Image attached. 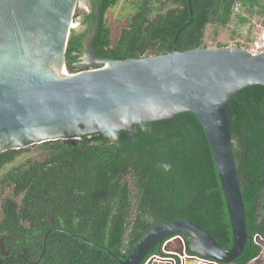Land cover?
<instances>
[{
	"label": "trees",
	"instance_id": "1",
	"mask_svg": "<svg viewBox=\"0 0 264 264\" xmlns=\"http://www.w3.org/2000/svg\"><path fill=\"white\" fill-rule=\"evenodd\" d=\"M191 1L194 21L180 34L179 51L210 47L205 42L209 27H213L215 38L232 24L236 29L247 25L251 28L258 19L264 27V0ZM118 2L91 0L92 12L87 17L85 14L84 21L92 26L83 32L71 30L66 51L68 73L83 71L75 66L77 57L73 54L82 50L85 37L93 30L97 10L99 27L93 48L101 59L125 60L170 53L178 30L190 21L188 0H134V11L127 24L114 37L106 15ZM237 37L238 31L233 30L231 38ZM229 105L233 154L248 233L253 236L257 206L261 204L264 209V86L253 85L240 90ZM142 126L150 131H143ZM135 128L136 134L130 143L131 133L121 130L116 144L98 133L93 139L85 136L31 146L42 149V156L14 167L0 180V237L10 238V243L6 244L17 253L27 251L35 255L34 241H45L46 234L39 228L47 221V214H55V220L66 227L69 216L77 209L93 208L98 199L108 211L106 203L131 201L129 193L122 188V180L133 178L132 183L138 188L134 196L138 203H147V209L139 208L135 216L129 218L125 207H121L116 217L103 218L102 232H72L73 235L125 260L150 230L179 219L200 225L223 248L230 249L233 236L228 210L212 151L197 116L192 112L180 113L172 119L138 123ZM31 147L0 153V169ZM163 164H170L171 170L165 172ZM7 189L9 193L3 198L2 193ZM193 200L200 201L192 204ZM73 235L54 232L47 236L45 256L54 260L48 264H118L105 250L76 240ZM251 242L248 241L245 248L250 253L248 259L244 262L243 251L237 264L248 262L259 249ZM160 247L162 245L157 249L161 253Z\"/></svg>",
	"mask_w": 264,
	"mask_h": 264
},
{
	"label": "water",
	"instance_id": "2",
	"mask_svg": "<svg viewBox=\"0 0 264 264\" xmlns=\"http://www.w3.org/2000/svg\"><path fill=\"white\" fill-rule=\"evenodd\" d=\"M79 0H0V153L55 140L80 139L102 133L109 124L130 121L121 130L135 137V125L176 118L192 112L207 136L230 219L233 244L223 248L214 236L189 220L164 222L150 230L125 260L79 236L76 240L99 247L118 264H142L158 245L164 252L187 251L233 264L250 236L233 154L229 101L240 90L264 86V51L241 46H201L179 51L181 27L172 52L125 60L101 59L93 48V30L83 41L78 73L66 71V51ZM82 31V28L77 30ZM120 130V131H121ZM2 254H7L0 242ZM189 249V250H188ZM189 251V252H190ZM150 259L148 264H164ZM187 264H193L188 261Z\"/></svg>",
	"mask_w": 264,
	"mask_h": 264
},
{
	"label": "flooded vegetation",
	"instance_id": "3",
	"mask_svg": "<svg viewBox=\"0 0 264 264\" xmlns=\"http://www.w3.org/2000/svg\"><path fill=\"white\" fill-rule=\"evenodd\" d=\"M89 7L90 11L86 14V17L88 14L92 12V5H91V0L89 1ZM85 15L82 20V31H85L89 26H92L90 23L85 22ZM81 61L80 58H76V62ZM87 69L82 68V70ZM89 139H93V135L89 136ZM127 175V171H125V176ZM130 182V185H126L127 181ZM133 178H123L122 180V188L125 189L129 193V199H125L124 202L113 200L110 203H106L107 210L103 209V204L102 202L99 203L100 199L94 203L93 208L90 206V208L86 211L83 209L76 210L75 214H72L71 217L65 226H62L60 222L56 221V215L55 214H47V221L43 222L44 226L40 227V231L44 232L46 234L45 236V241L42 243L40 242L39 239L34 241V246L36 247L35 255H33L30 252L24 251L23 254L17 253L16 251L12 250L10 246L6 244V242L10 243L11 239L10 238H1L0 237V242H3L5 246V250L7 254H0V264H48L50 262H53L54 260L51 258H47L46 251H47V243L46 239L47 236L50 233H68L70 235H73L74 233L72 232H87V231H97V232H102L104 227H103V218L110 219L112 217H116L119 215V210L121 207H125V214L129 218H132L135 216L136 211L139 208L145 207L147 209L148 204L140 202L138 203L136 200V197L134 196L137 193V187L133 185ZM125 183V185H124ZM96 190L99 189L100 184H96ZM197 201L200 200H193L191 201L192 204H195ZM144 204V205H143ZM75 236V235H73ZM251 238L249 241H252L251 243L254 245L258 246V250H255V254L253 257L246 262L245 264H264V209L261 207V204L257 206L256 209V214H255V225L253 226V236L249 235ZM82 238V237H81ZM85 239V238H84ZM182 239H186L185 237H182ZM80 240V239H79ZM83 241V240H82ZM159 246V245H158ZM158 246L155 247L156 250L149 256H163L167 257V255L164 253V246L162 244L161 248V253L158 251ZM39 250H43L41 253H39ZM249 252L244 250V262L248 259L249 257ZM170 262H163L164 264H180V260L178 257L174 256H169ZM237 264V262H234ZM233 263V264H234ZM153 264V263H152Z\"/></svg>",
	"mask_w": 264,
	"mask_h": 264
},
{
	"label": "rangeland",
	"instance_id": "4",
	"mask_svg": "<svg viewBox=\"0 0 264 264\" xmlns=\"http://www.w3.org/2000/svg\"><path fill=\"white\" fill-rule=\"evenodd\" d=\"M89 1L90 0H79L74 16V23L72 29H75L76 31L81 29L84 15L90 11ZM133 1L134 0H119L118 4L107 12L106 18L108 20L109 26L112 28L114 37L118 36L123 26L127 24L129 15L134 11V8L132 6ZM258 21L259 20L256 19V21L252 24L253 26L251 28L249 27V25H247L246 27H243L241 29H236L235 24H232L230 28L222 30L217 38H215L213 27H209L207 29L205 42L210 47H217L218 44L227 42L230 44L231 47L237 46L236 44L240 43L241 45H243L242 47L247 45L248 47L253 49L255 48V42L260 41L261 45L263 44V41H261V34L264 30V27L260 25ZM233 30H237L239 33V37H237V39L231 38V33L233 32ZM250 39H253V41L249 42ZM262 49H264V47ZM42 153L43 150L36 146L31 147L26 152H23L16 158L14 162L0 169V180L2 179V177L5 176V174L9 170L26 162L29 159L40 158L42 156ZM8 193L9 190H5V192L2 193L3 198L6 197Z\"/></svg>",
	"mask_w": 264,
	"mask_h": 264
},
{
	"label": "built area",
	"instance_id": "5",
	"mask_svg": "<svg viewBox=\"0 0 264 264\" xmlns=\"http://www.w3.org/2000/svg\"><path fill=\"white\" fill-rule=\"evenodd\" d=\"M238 8H239V5L236 6V10H238ZM261 41H263L262 45H261L260 41H257V42H255V48L251 49L250 51L254 52V53H258V52L264 51V49H262L264 47V32L261 35ZM181 239H182V237H181ZM169 241L170 240H168L166 242H169ZM182 241H183L182 244H183V247H184L182 255L178 254V253H175V252H164L167 255V257L153 256V257L148 258L146 260L145 264H148L150 259L160 260V261L164 260L163 262H170L169 256L170 257L171 256L178 257L179 260H180V264H187L188 261H192L193 264H221V263H219V262H217L215 260H212V259L200 256V255H198L196 253H191V252L187 251L185 243H184V240L182 239ZM165 243L163 244V246L165 245Z\"/></svg>",
	"mask_w": 264,
	"mask_h": 264
},
{
	"label": "clouds",
	"instance_id": "6",
	"mask_svg": "<svg viewBox=\"0 0 264 264\" xmlns=\"http://www.w3.org/2000/svg\"><path fill=\"white\" fill-rule=\"evenodd\" d=\"M136 121H130L126 116H122L120 119V123L119 124H109L106 127L102 128L101 131L103 133V135L113 144H116L119 142V132L121 130L122 126H127L130 123H135ZM142 130L145 132H149L150 129L148 128H144L142 126ZM163 170L165 172H168L171 170V165L170 164H163L162 165Z\"/></svg>",
	"mask_w": 264,
	"mask_h": 264
}]
</instances>
